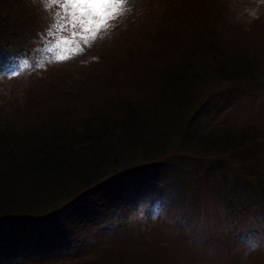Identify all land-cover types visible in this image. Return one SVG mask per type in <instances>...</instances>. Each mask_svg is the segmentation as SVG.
Wrapping results in <instances>:
<instances>
[{"label": "trees", "instance_id": "1", "mask_svg": "<svg viewBox=\"0 0 264 264\" xmlns=\"http://www.w3.org/2000/svg\"><path fill=\"white\" fill-rule=\"evenodd\" d=\"M29 2L0 0V58L11 64L49 32L36 9L27 17ZM170 3L157 11L143 43L126 50L132 71L152 80L139 87L146 99L127 101L116 93L107 102L106 89L122 75L103 72L95 98L104 102L102 110L87 114L75 109L77 102L64 109L38 102L0 106V264H163V255L146 258V229L158 226L169 240L186 231L134 213L171 190L208 212L201 211L204 227L192 226V235L209 248L225 250L229 242L234 248L238 237L264 244V134L231 120L227 110L264 96V46L249 51V27H240L238 12L231 23L197 21L188 12L193 4ZM232 25L241 31L229 38L223 32ZM44 77L41 94L49 102L52 94L71 97L51 87L55 75ZM135 150L141 153L128 157ZM174 197V204L158 203L171 212ZM78 215L89 227L100 224L97 235L83 237ZM198 216L189 210L182 223L190 226ZM75 234L82 253H62ZM105 237L111 238L97 243ZM24 242L43 254L22 259ZM57 253L65 258L56 262Z\"/></svg>", "mask_w": 264, "mask_h": 264}, {"label": "rangeland", "instance_id": "2", "mask_svg": "<svg viewBox=\"0 0 264 264\" xmlns=\"http://www.w3.org/2000/svg\"><path fill=\"white\" fill-rule=\"evenodd\" d=\"M156 1L125 0V3L117 7L114 16L109 18L105 25L101 26L100 30L96 32L95 38H93L91 33L82 32L79 24L75 29L68 26L61 31L60 26L64 23L63 16L65 15L64 9L60 7L63 0H58L57 3H53L52 0H30L28 6L31 11L27 14V17L36 9L42 25L48 23L45 25V27H48L49 23H54L55 27L47 35H44L37 45L29 46L30 53L28 52V57H25L22 62L14 60L15 62L11 64V61L6 62L5 59L0 58V75H2L0 78V106L7 101L11 102L12 105L21 107L29 102H38L42 105L45 104V106L49 105V107L55 106L64 109L73 107L77 102L78 108L75 109H82L89 114L104 104V102L98 103L95 99L102 93V88L100 85L97 86L96 81L97 75L103 72L108 74L119 72L122 75L117 80L116 85H110L106 89L107 102L116 93L126 96L127 101L146 99L148 94L143 93V90L139 87L142 83L144 84L143 88L151 85L152 80L145 77V75H136L132 71L126 50L142 44L141 41L145 36V31L152 26V19L154 21L157 19V11L160 8L167 9L171 6L170 0L158 8L151 6ZM191 4L194 5V10H188V12L196 16L194 19L197 21L224 18L231 23L235 13L238 12L242 21L240 27H249L251 39H249V42H245L249 46V51L258 52V48L261 47L257 46L259 44L262 47L264 46V0H187V6ZM250 7L253 10L248 12L247 8ZM68 11L70 12L71 9H68ZM85 27H89V25H85ZM90 27L94 31L96 30L95 23ZM240 27L232 25L229 34L225 31L223 33L227 34L229 38H233L241 31ZM73 32H80L81 34L73 36ZM85 37L87 40H85ZM61 56L64 59H57ZM152 56H154L153 53L146 57ZM47 74L55 75L53 85H51L53 89L61 90L71 97L61 100L56 97L57 94H52L54 97L49 102L48 97L41 94L42 80L46 79L44 76ZM262 95L263 93L256 99L247 97L242 101H237L232 106L228 104L229 108L227 110L232 111L229 118L238 124L258 128L264 134V96L262 97ZM99 109L102 110L103 108ZM78 114L74 113L76 116ZM139 153H141L139 150L132 151L128 157H137ZM195 153L199 154V152ZM232 163L235 164V161L232 160ZM127 165L128 163L124 166ZM191 167L193 171L196 169L195 166ZM125 168H119L117 171ZM175 193L171 190L168 193L171 195L166 194L158 197L156 199L157 203L154 204H150L146 200L136 210L137 213H134V218L155 216L154 225L168 224L173 226L177 223L184 228L183 231H186L180 233V238L170 237L171 241L167 239L168 236L163 232L164 229L158 226H155L154 229L153 227L147 228L148 237L144 245L145 251L149 255L146 258H151L152 254L163 255V264H232L233 262H237V264H264V244H259L253 238L238 237L233 241L234 248L230 242L225 248L223 247L226 251L209 248L205 242L206 240L195 239L192 235V226L196 225L203 228V219L206 216L201 217V211L203 213L208 212L202 208H197L199 210L197 211L194 208L200 203L191 207L193 204L192 198L188 199L187 195L177 198L174 197L176 196ZM172 197L177 200V204L175 210L172 209L171 212H168V209L159 204L158 201L164 200L168 204L170 202L174 204ZM189 210L191 215L197 213L199 216L196 220L192 218L191 225L187 226L182 223V220H184ZM75 218L77 219L76 227L82 234H85L83 237L87 239L97 235L100 224L89 227L86 224L87 217L85 215H78ZM71 236L70 240L68 239L69 243L63 247L62 253H68L69 255L82 253L83 250L80 251L79 249L83 246L79 244L78 235ZM109 238L111 237L100 238L97 243L104 245ZM23 245L28 253L21 255L23 256L22 259L27 255L35 256L38 254L40 256L43 254V251L30 248V245L26 242ZM49 245H47V249ZM92 250L95 252V249ZM62 253H57L53 256V259H56V262L64 259ZM89 254H91L90 251L87 255ZM225 257L230 258V260Z\"/></svg>", "mask_w": 264, "mask_h": 264}, {"label": "snow or ice", "instance_id": "3", "mask_svg": "<svg viewBox=\"0 0 264 264\" xmlns=\"http://www.w3.org/2000/svg\"><path fill=\"white\" fill-rule=\"evenodd\" d=\"M52 2L57 3L58 0H52ZM124 3L125 0H63L60 7L64 9L65 15L63 16L64 23L60 26L61 31L68 26L75 29L79 24L82 32L91 33L95 38L96 32L106 24L109 18L114 16L117 7ZM68 9L71 11L69 12ZM49 19L51 20V18ZM93 23L96 25L95 31L90 27ZM85 25H89V27H85ZM53 27L55 24L49 23L47 30L51 31ZM80 34V32H73V36ZM85 40H87L86 37ZM57 59L62 60L64 57H57Z\"/></svg>", "mask_w": 264, "mask_h": 264}]
</instances>
